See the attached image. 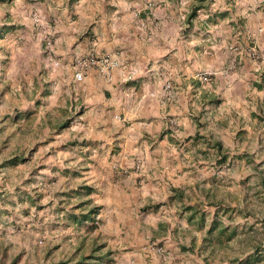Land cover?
I'll list each match as a JSON object with an SVG mask.
<instances>
[{"label": "crops", "instance_id": "0c3cea01", "mask_svg": "<svg viewBox=\"0 0 264 264\" xmlns=\"http://www.w3.org/2000/svg\"><path fill=\"white\" fill-rule=\"evenodd\" d=\"M149 1L37 0L5 15L10 21L0 23L14 26L0 34V53H8L10 70L20 64L13 52L23 51L25 68L32 71L35 62L43 70L42 81L53 86L55 95L48 90L44 106L34 107V114L44 117L52 109L77 114L73 136L79 141L67 163L83 169L77 184L94 191L88 195L90 202L100 209L110 206L115 215L137 211L144 197H159L161 207L169 208L164 199L174 193L173 182L161 176L156 182L160 190L149 193L145 188L152 187L155 177L148 170L178 162L176 141L200 133L203 111L207 113V104L217 98L215 86L202 84L194 73L224 64L230 54L227 46L234 40L246 43L244 37L250 40L256 34L252 21H264V0H206L189 23L187 15L196 0H151L153 7L147 8ZM32 13L50 24V56ZM88 52L115 55L123 66L112 68L109 80L90 69L75 81L72 60ZM168 117L175 119L173 130L167 127ZM107 197L121 199V211L111 209ZM130 199L136 201L133 207ZM128 219L113 220L112 235L100 240L110 253L107 264H169L174 258L182 263L186 255L178 236L171 239L157 231L146 238L145 225H140L153 220L166 230L167 223L148 215L141 219L140 214ZM150 226V231L157 230Z\"/></svg>", "mask_w": 264, "mask_h": 264}, {"label": "rangeland", "instance_id": "374dc122", "mask_svg": "<svg viewBox=\"0 0 264 264\" xmlns=\"http://www.w3.org/2000/svg\"><path fill=\"white\" fill-rule=\"evenodd\" d=\"M35 1H0V23L10 21L5 15ZM146 5L153 7V1ZM8 25L12 24L0 25V30ZM251 25L255 36L244 37L246 43L234 40L228 45L230 54L224 64L194 73L198 81L202 74L208 77L200 82L215 86L213 97H217L207 104V113L203 111L200 133L191 140L188 136L176 141L178 162L148 170L155 177L152 187L145 188L149 193L160 190L156 182L161 176L173 182L174 193L164 199L169 208L161 207L159 197L142 198L145 203L127 214H111L110 206L102 207L91 231L88 225L77 226L68 218L69 213L83 209L76 205L89 197L77 184L83 169L67 163L79 141L73 136L77 114L52 109L44 117L35 115L32 109L44 106L48 90L55 95L53 86L42 81L43 70L35 62L32 71L25 68L23 51L13 52L20 64L11 70L8 53L2 51L0 264H62L66 260L73 264L89 251L94 236L101 241L110 238L113 220L121 223L129 217L130 222L139 214L141 219L148 215L167 223L165 230L153 220H143L140 225H145L146 238L157 231L180 238V251L186 255L181 264H264V21ZM64 121L66 125L57 128ZM14 156L19 160L10 164ZM142 168L146 170L139 166L137 171ZM66 186L71 188L65 192ZM120 201L113 199L111 209L121 211ZM135 202L130 199L132 207ZM150 223L157 230L150 231ZM169 264H180V259Z\"/></svg>", "mask_w": 264, "mask_h": 264}, {"label": "built area", "instance_id": "2783aa9c", "mask_svg": "<svg viewBox=\"0 0 264 264\" xmlns=\"http://www.w3.org/2000/svg\"><path fill=\"white\" fill-rule=\"evenodd\" d=\"M30 18L33 25L39 28L40 39L44 44L47 55L50 56L52 52L51 49L53 47L50 24L38 13H32ZM248 52V54L253 56V49H249ZM51 63L52 65H56V61H51ZM121 66H123V63L115 55L103 54L97 56L91 52L84 53L82 55H77L72 60L73 79L75 81H80L86 71L93 69L101 78L104 80H109L111 69ZM126 77L130 78L131 72H129ZM199 80L202 82H207L208 77L202 74L199 76ZM166 87H169V85L166 84ZM166 124L169 129L173 130L175 126V120L173 118H167ZM135 168L138 169V166H135Z\"/></svg>", "mask_w": 264, "mask_h": 264}, {"label": "trees", "instance_id": "16d2710c", "mask_svg": "<svg viewBox=\"0 0 264 264\" xmlns=\"http://www.w3.org/2000/svg\"><path fill=\"white\" fill-rule=\"evenodd\" d=\"M3 1V0H0ZM206 0H196L197 4L193 5L188 12L186 21L189 23L190 19H192L196 13V10L201 8V3ZM3 28V27H2ZM12 25H8L4 27L2 30H0V34L2 32L7 31L8 29H11ZM263 76V74L261 75ZM66 125V121L60 122L57 124V128H63ZM215 147L220 148V145L218 143L214 144ZM19 160V158L15 157L8 160L10 164H15L16 161ZM80 190H84L82 193L85 196H88L92 189L86 185L80 186ZM174 190V189H172ZM79 191L76 192V194L79 195ZM85 206L83 209H81L78 213H69L68 218L77 226H80L82 224L88 225L86 228L88 231L94 230L96 228V221L98 220V212H99V205L92 204L90 200L87 198L85 201H81L79 204L76 205V208H80ZM212 228L209 229L208 232H211ZM81 241L84 240L83 237H81ZM100 238L93 237V239L89 242V251L87 253L82 254V257L79 259V261L74 262L73 264H107L110 262V256L109 251H106L103 248L102 242L99 240ZM69 261H63L60 262L62 264H67Z\"/></svg>", "mask_w": 264, "mask_h": 264}]
</instances>
